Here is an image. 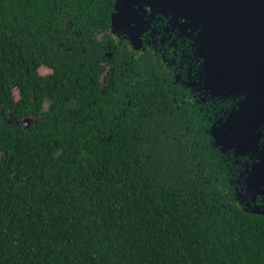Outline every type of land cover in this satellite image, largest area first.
<instances>
[{
    "label": "trees",
    "instance_id": "16d2710c",
    "mask_svg": "<svg viewBox=\"0 0 264 264\" xmlns=\"http://www.w3.org/2000/svg\"><path fill=\"white\" fill-rule=\"evenodd\" d=\"M115 3L0 0V264H264L214 116L121 46Z\"/></svg>",
    "mask_w": 264,
    "mask_h": 264
},
{
    "label": "water",
    "instance_id": "95a60500",
    "mask_svg": "<svg viewBox=\"0 0 264 264\" xmlns=\"http://www.w3.org/2000/svg\"><path fill=\"white\" fill-rule=\"evenodd\" d=\"M141 10L170 14L195 32L194 44L206 60L204 89L211 98L245 95L236 117L234 113L211 132L221 152L231 149L227 146L243 150V142L264 127V0H116L111 30H124V26L123 34L141 45L136 37L140 28L127 26ZM261 158L255 175L236 181L237 186L250 190L264 185V155ZM247 198L237 196L246 211L264 215V210L245 202Z\"/></svg>",
    "mask_w": 264,
    "mask_h": 264
},
{
    "label": "flooded vegetation",
    "instance_id": "af4514ba",
    "mask_svg": "<svg viewBox=\"0 0 264 264\" xmlns=\"http://www.w3.org/2000/svg\"><path fill=\"white\" fill-rule=\"evenodd\" d=\"M134 16L127 26L132 30L135 27L140 28L136 37L137 41L141 40L142 44L134 45L130 40V35L123 34L125 28L122 22L120 27L123 26L121 28L124 30H111L120 43H128L126 46H121L135 52L137 58L148 55L149 57L154 56L157 60L161 59L167 67V74L173 84L183 88L180 99L187 113L190 115L191 108L196 111L199 107L200 113L204 114L205 118L209 112L214 116L210 132L213 128H220L224 123L229 122L234 113L239 111L241 100L245 95L211 98L205 92L206 60L204 56H201L199 49H196L195 32L189 28V25L185 24L182 19L176 21L170 14L162 15L150 10H141ZM126 33L131 34L129 30H126ZM113 55V51L107 53L109 58H112ZM112 71L113 68L107 66V71L102 76L104 82L107 81V77L108 79L111 77ZM210 107L212 110L209 109ZM243 143V150L237 146L225 145L226 148L231 147L225 152L228 156L225 162L235 183V201L242 205V202L237 200V196L239 193L246 194L248 198L245 199V202L249 201L250 203H247L251 204L253 208L264 210V185L258 184L257 188L246 190L243 185L238 184L239 186H237L236 183V181H240L246 176L251 177L257 172L258 165L262 161L261 157L264 155V127ZM243 207L245 208L246 204Z\"/></svg>",
    "mask_w": 264,
    "mask_h": 264
},
{
    "label": "rangeland",
    "instance_id": "374dc122",
    "mask_svg": "<svg viewBox=\"0 0 264 264\" xmlns=\"http://www.w3.org/2000/svg\"><path fill=\"white\" fill-rule=\"evenodd\" d=\"M107 80V79H106Z\"/></svg>",
    "mask_w": 264,
    "mask_h": 264
}]
</instances>
